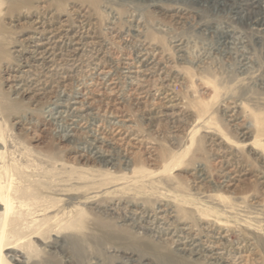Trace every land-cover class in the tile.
Returning <instances> with one entry per match:
<instances>
[{"label": "rangeland", "instance_id": "1", "mask_svg": "<svg viewBox=\"0 0 264 264\" xmlns=\"http://www.w3.org/2000/svg\"><path fill=\"white\" fill-rule=\"evenodd\" d=\"M2 151L7 264H264V0H0Z\"/></svg>", "mask_w": 264, "mask_h": 264}, {"label": "bare ground", "instance_id": "2", "mask_svg": "<svg viewBox=\"0 0 264 264\" xmlns=\"http://www.w3.org/2000/svg\"><path fill=\"white\" fill-rule=\"evenodd\" d=\"M217 1L221 3V2H224L226 0H217ZM4 153H5L4 151L0 152V210L2 211V214H0V215L2 217V222H3V227L1 228V231H0V249H1V246H2V242L7 237L6 234H5V231H4V226H5L6 222L9 219L10 213L12 212V198H11V193H10V191L12 189L11 188V181L8 180V179L7 180H3L4 178L9 177V175H8L6 169H5V167L7 166V162H6L5 158L3 157V155H5ZM158 228H160V227H158ZM163 229H165V228H163ZM159 232H160V230L158 231V233ZM204 236L208 239L206 244L200 245V244L195 243L194 240H192V242H190V244H184L183 247H179V246L177 247L176 246V250L178 252L180 251V252H182L184 254H188V255H197L198 254L197 252H201V253H203V255H204L203 257L204 258H207V259H209L212 262H214L216 260L217 261L221 260L222 258L220 257L221 253L219 252V249H220L219 247H220V244H221L220 240H222L224 235H221L220 233H215L214 234V233H210L209 231H207L206 235L204 234ZM241 257H244V256H240L239 258H241ZM13 259H15L16 262H20V260L18 258H13ZM250 259H251V257H250ZM0 264H7V260L5 258H3V256H1V253H0ZM244 264H246V263H244Z\"/></svg>", "mask_w": 264, "mask_h": 264}]
</instances>
